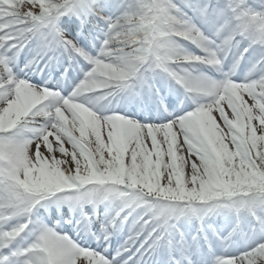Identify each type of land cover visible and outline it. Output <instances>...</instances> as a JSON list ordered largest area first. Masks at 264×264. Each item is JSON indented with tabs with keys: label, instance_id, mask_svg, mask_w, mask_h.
Wrapping results in <instances>:
<instances>
[{
	"label": "snow or ice",
	"instance_id": "snow-or-ice-1",
	"mask_svg": "<svg viewBox=\"0 0 264 264\" xmlns=\"http://www.w3.org/2000/svg\"><path fill=\"white\" fill-rule=\"evenodd\" d=\"M0 264H264V0H0Z\"/></svg>",
	"mask_w": 264,
	"mask_h": 264
}]
</instances>
